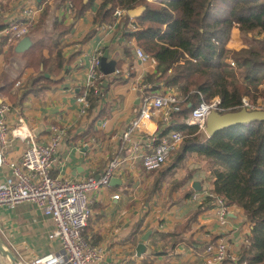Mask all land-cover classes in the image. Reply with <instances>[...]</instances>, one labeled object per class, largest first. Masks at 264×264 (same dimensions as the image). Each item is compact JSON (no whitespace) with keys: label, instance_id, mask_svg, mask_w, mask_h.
<instances>
[{"label":"crops","instance_id":"obj_1","mask_svg":"<svg viewBox=\"0 0 264 264\" xmlns=\"http://www.w3.org/2000/svg\"><path fill=\"white\" fill-rule=\"evenodd\" d=\"M102 2L96 0L79 16L71 0H9L4 13L7 21L23 7L31 6L36 10L35 24L28 35L32 40L29 48L19 52L16 50L19 42L3 44L0 102L6 100L14 106L39 143H49L50 126L65 130L53 176L73 181L100 177L112 157H122L123 163L111 183L93 195V213L84 232L89 244L103 247L104 263L200 264L206 247L223 236L239 259L234 264H243L240 254L251 226L244 219V209L230 205L226 224L219 222L218 209L211 203L198 212L200 201L212 191L211 164L202 161L205 167L197 169L190 182L181 186L165 182L156 190L158 172L143 169V157L154 150L155 138L137 135L141 145L138 157H134L132 145L122 139V132L139 114L145 94L161 93L168 86L163 85L157 92L149 90L151 85L145 80L155 73L156 61L139 58L137 39L127 33L132 27L130 23L124 26L123 19L117 18L108 23L96 22ZM231 31L227 48L240 49L244 46L241 31L237 27ZM2 40L0 35V43ZM35 46L40 47L39 51L31 52ZM99 52L102 57L109 52L108 61L117 57L116 68L121 73L106 76L107 90L101 109L84 113L77 96L83 92L91 60ZM59 53L63 57L61 67L57 60ZM128 71L131 75L126 78ZM15 116H10L9 124L17 123ZM155 120L160 136L173 131L169 129L177 123L175 114L170 124ZM27 146L26 141L11 140L6 148L9 161H20ZM193 161L195 158L188 162L189 167L194 166ZM189 167H182L174 179H182ZM10 174L8 163L0 167L1 179ZM195 182L200 183V190L193 188ZM191 188L194 191L188 196ZM195 193L198 198H194ZM116 194L121 195L120 199L114 198ZM192 217L195 219L190 220ZM55 227L54 220L32 201L0 208V235L5 247L15 254L17 264L26 258L61 251V241L50 237ZM149 231L148 240L143 241ZM142 242L147 249L139 254ZM2 263L12 264L10 259Z\"/></svg>","mask_w":264,"mask_h":264},{"label":"trees","instance_id":"obj_2","mask_svg":"<svg viewBox=\"0 0 264 264\" xmlns=\"http://www.w3.org/2000/svg\"><path fill=\"white\" fill-rule=\"evenodd\" d=\"M71 1L80 16L96 0ZM143 6L140 17L135 18V28L127 33L136 37L138 46L156 61L155 73L145 80L151 85L149 90L157 92L166 85L189 95L175 114L177 123L169 129L182 131L185 138L170 161L155 170L154 189L165 182L181 186L194 179L202 161L211 164L213 193L228 205L241 206L245 221L251 225L250 245L242 247L241 261L264 264V121L235 124L213 136L186 123L201 99L196 91H201L205 100L220 96L230 111L238 110L243 98L253 104L264 100V0H103L95 20L101 24L113 22L117 8ZM7 7L8 2L0 0V30L7 26ZM130 17L125 15L124 26ZM233 27L241 31L244 47L240 49L227 48ZM7 40L3 37L0 52ZM39 48L30 51L36 53ZM58 56L61 67L63 57L60 53ZM230 59L236 64L231 66ZM102 87L107 90L104 84ZM99 98L95 94L90 97L91 111L97 110ZM193 158L194 166L189 167ZM187 166L183 178L174 179V171ZM190 191L193 188L188 189V196ZM212 201L209 196L201 200L198 212Z\"/></svg>","mask_w":264,"mask_h":264},{"label":"built area","instance_id":"obj_3","mask_svg":"<svg viewBox=\"0 0 264 264\" xmlns=\"http://www.w3.org/2000/svg\"><path fill=\"white\" fill-rule=\"evenodd\" d=\"M35 12L36 10L31 6L23 7L19 15L11 18L0 35L9 36V43L20 41L34 27ZM126 14L127 10L122 8H117L114 11V16L119 21L124 19ZM133 20H135L134 17H131L129 23L135 28ZM136 51L142 61L151 59L149 54L141 48ZM229 62L231 66L236 64L233 59ZM101 63L102 53L99 52L91 60L83 92L77 96V101L84 113H88L92 107L90 102L92 94L100 97L98 109H101L102 102L105 100V89L102 85L106 82L107 75L101 69ZM120 73L121 69L116 68L113 74L119 76ZM130 75L131 72L128 71L125 77H130ZM197 92L201 99L190 117L186 119V123L205 131L207 117L211 112L216 110L225 113L230 110L223 105L220 96L216 95L211 100H205L202 92ZM188 96H184L171 86L166 87L161 93L145 94L139 114L122 132V139L132 145L134 157L139 156L141 148L140 142L136 138L138 134L155 138L154 150L151 153H146L143 157V169L146 172L162 168L172 156L171 154L180 148L185 138L183 132L179 130H173L167 135L160 136L158 127L154 124L155 118L170 124L171 117L181 111L183 101ZM242 101L239 109L257 110V106L250 100L243 98ZM11 115L16 117L15 125L8 122ZM64 133L65 130L54 125L50 126L49 143H39L36 141L37 138L32 128L27 124L25 118L21 117L20 113L14 109V106L6 100L0 102V167L6 163L11 167V174L6 179L0 178V208L7 206L13 208L25 201H32L55 222L56 227L50 237L61 241L62 250L26 258L21 264H108L103 262L105 258L103 247L89 244L84 232L93 213L91 210L93 195L99 188L111 183L115 173L121 167L123 159L117 155L112 157L100 177L94 176L73 181L62 176H53L52 170L58 161L57 150L63 141ZM13 139L28 142V146L18 162H10L6 154V148ZM211 192H208L207 196L213 199L212 204L218 209V220L221 224H226L230 206L222 197ZM198 196L199 194L195 193L194 198H198ZM120 197V194L114 195L115 199H120ZM244 241V245H250L248 236ZM204 253H206L205 257L200 264H234L239 260L223 236L212 241ZM242 263L247 264L246 261ZM0 264H3L1 258ZM114 264H124V261H115Z\"/></svg>","mask_w":264,"mask_h":264},{"label":"water","instance_id":"obj_4","mask_svg":"<svg viewBox=\"0 0 264 264\" xmlns=\"http://www.w3.org/2000/svg\"><path fill=\"white\" fill-rule=\"evenodd\" d=\"M145 9V6L133 8L128 10V14L134 18L140 17L141 13ZM32 45V40L30 36H25L24 38L19 41L17 45V51L21 52L26 48H29ZM109 52H106L105 55L102 57L101 69L105 72L106 75L112 74L115 72L116 64H117V57L108 61ZM207 125L205 128V132L208 136H213L216 134L217 131L231 127L235 124L239 123H249L253 120H263L264 121V110L257 109V110H247L246 108H241L238 110L228 111L225 113H221L218 111H213L207 117ZM37 132V131H35ZM193 188L196 190H200V183L195 182ZM150 235V231L143 237V241H147ZM147 249V245L145 243H141L138 246V253L141 254L145 252ZM0 256L4 259H10L12 264H17V258L13 251L7 247H5L3 240L0 235Z\"/></svg>","mask_w":264,"mask_h":264},{"label":"rangeland","instance_id":"obj_5","mask_svg":"<svg viewBox=\"0 0 264 264\" xmlns=\"http://www.w3.org/2000/svg\"><path fill=\"white\" fill-rule=\"evenodd\" d=\"M4 1H6V2H9V0L7 1V0H4ZM32 1H34L35 2V0H32ZM160 1V0H159ZM159 1H155V2H159ZM9 8V6L7 7V9ZM22 11V9L20 10V12ZM20 12H19V14H20ZM18 14V15H19ZM127 14H128V10H127ZM129 15V14H128ZM130 16V15H129ZM10 20H11V18H10ZM9 20V21H10ZM9 21H7V25L9 24ZM32 30V29H31ZM31 30H30V32H31ZM0 32H2V30L0 31ZM30 32L26 35V36H28L29 34H30ZM235 37H236V35H234ZM254 36V35H253ZM1 37L3 38V37H7V43H9V36H6V35H1ZM242 39V38H241ZM21 41V40H20ZM16 42H19V41H16ZM242 42H243V40H242ZM13 43H15V42H11V43H9V44H13ZM244 45V44H243ZM244 47V46H243ZM146 52V51H145ZM147 53V52H146ZM148 54V53H147ZM150 56V55H149ZM151 57V56H150ZM151 59H152V57H151ZM230 60H232V59H230ZM113 74V73H112ZM246 99H248V98H246ZM249 100V99H248ZM251 101V100H250ZM257 107H256V109H263L264 110V100H262V99H260L259 100V103L258 104H255ZM170 159H171V157L169 158V160L164 164V165H166L169 161H170ZM164 167V166H163ZM200 167H201V169H203L205 166H203L202 164L200 165ZM181 169V168H180ZM180 169H177L176 171H174L175 172V174H177L178 173V171L180 170ZM186 174V173H185ZM185 174H183L182 176H184ZM182 176L180 177V178H182ZM211 192V191H210ZM208 193V192H207ZM206 193V194H207ZM211 193H213V192H211ZM230 206V205H229ZM246 238H247V236H246ZM245 238V239H246ZM0 258H1V261L2 262H6V259H4V258H2L1 256H0ZM168 260V259H167ZM168 262H169V260H168Z\"/></svg>","mask_w":264,"mask_h":264}]
</instances>
